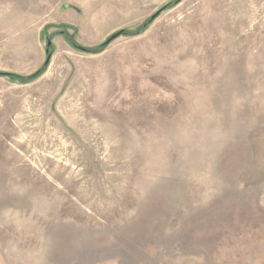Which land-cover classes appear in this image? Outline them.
Segmentation results:
<instances>
[{
    "label": "rangeland",
    "instance_id": "374dc122",
    "mask_svg": "<svg viewBox=\"0 0 264 264\" xmlns=\"http://www.w3.org/2000/svg\"><path fill=\"white\" fill-rule=\"evenodd\" d=\"M42 69L0 76V264H264V0H0Z\"/></svg>",
    "mask_w": 264,
    "mask_h": 264
},
{
    "label": "trees",
    "instance_id": "16d2710c",
    "mask_svg": "<svg viewBox=\"0 0 264 264\" xmlns=\"http://www.w3.org/2000/svg\"><path fill=\"white\" fill-rule=\"evenodd\" d=\"M145 27H146V25H145ZM123 34H125V31H123ZM71 45H72L75 49H78V48H79L74 42H71ZM107 46H108V45H107L106 43H104V44H102V45L100 46V48H99L98 50L101 51V50L105 49ZM98 50H95L94 52L97 53V52H99ZM51 51H52V50H51V48H50V51H49V53L47 54V59H48L49 57H51ZM88 51H89V50H88ZM88 51H87V52H88ZM45 67H47V66L45 65ZM43 70H44V69L38 71L37 73L33 74L32 76H30V77H28V78H22V77H20V76L12 75V74H0V76L9 77V78H11L12 80H17V81H20V82H25V83L27 82V83H29V82H31V81H34V80L37 79L38 77H40L41 74L43 73Z\"/></svg>",
    "mask_w": 264,
    "mask_h": 264
},
{
    "label": "water",
    "instance_id": "95a60500",
    "mask_svg": "<svg viewBox=\"0 0 264 264\" xmlns=\"http://www.w3.org/2000/svg\"><path fill=\"white\" fill-rule=\"evenodd\" d=\"M156 19V16L152 17L151 20H150V23L153 22L154 20ZM123 35V31L121 32H118L114 35L111 36V38H109V40H107L106 44L109 45L111 44L113 41L117 40L118 38H120L121 36ZM52 46V43L50 41H48V44H47V49H46V54L49 53L50 51V48ZM78 50L82 51V52H87L88 50L85 49V48H82V47H79ZM50 59L51 57H49L45 63L46 66H48V64L50 63ZM1 74V73H0Z\"/></svg>",
    "mask_w": 264,
    "mask_h": 264
}]
</instances>
